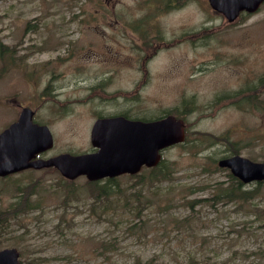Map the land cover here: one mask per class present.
<instances>
[{
  "label": "rangeland",
  "instance_id": "1",
  "mask_svg": "<svg viewBox=\"0 0 264 264\" xmlns=\"http://www.w3.org/2000/svg\"><path fill=\"white\" fill-rule=\"evenodd\" d=\"M244 16L228 24L207 0H0V73L12 71L0 77V131L32 90L33 76L18 71L31 70L39 59L11 49L12 65L5 67L2 41L146 39L163 44L148 56L151 78L136 95V114H172L183 119L187 136L162 153L169 180L142 186L122 176L110 198L81 177L69 182L74 193L64 202L65 180L54 170L0 180V210H11L18 183L28 190L34 184L39 201L10 219L0 250L16 248L22 264H264V183L243 186L249 200L228 199L224 193L237 184L216 166L232 152L264 163V4ZM121 68L130 78L136 74ZM86 96L63 91L73 105L50 121L54 113L41 107L50 104H42L32 124L71 129L72 137L56 131L53 145L70 157L89 144L91 120L81 102L93 100ZM243 97L249 99L243 106L231 104ZM207 142L215 144L207 148ZM53 149L39 159L48 161L58 153Z\"/></svg>",
  "mask_w": 264,
  "mask_h": 264
},
{
  "label": "flooded vegetation",
  "instance_id": "2",
  "mask_svg": "<svg viewBox=\"0 0 264 264\" xmlns=\"http://www.w3.org/2000/svg\"><path fill=\"white\" fill-rule=\"evenodd\" d=\"M174 0H171L173 3ZM141 40V39H137ZM24 41L22 45L15 41L17 47L9 45L8 41H2V53L4 54V66L7 67L13 61L12 55L9 54L11 49H23L31 52L32 57L37 56V64L31 70L20 69L18 72L24 74L27 78H32V90L24 97L20 112L15 121L18 119L23 108L33 111L32 121L34 120L36 109L45 103L50 105L41 106L54 113L49 117L52 121L55 119L57 112L67 111L72 103L63 98V91L69 89L83 91L87 94L86 100L98 102L95 104L91 101L81 102L88 108L87 114L91 123L87 126L85 134L89 144L82 146L76 154L93 153L97 150L92 146V139L97 138L99 130H94V122L101 118L123 117L129 121L149 122L157 120L161 116H138L136 114V95L138 91H143L148 86L151 78V72L148 70L152 52L159 47L162 42L155 41ZM122 51L127 52L128 56L122 57ZM24 62V55L18 56ZM123 65L129 73H136L131 78L124 75L121 68ZM24 64V63H23ZM21 66H24V65ZM92 68H85V67ZM142 73L145 76L141 77ZM9 74L12 71L5 68L0 73V77ZM129 78V80H127ZM0 82L2 80L0 79ZM116 83V85L114 84ZM108 86V89L106 87ZM109 93L112 97L106 96ZM7 101L15 103L14 99L7 98ZM4 103L8 104L5 102ZM109 107V108H107ZM44 124V123H41ZM46 125V124H45ZM48 126V125H47ZM50 133L53 138L59 135L74 136L71 131H56L49 125ZM89 133V136H88ZM49 151L42 152L36 156L49 157Z\"/></svg>",
  "mask_w": 264,
  "mask_h": 264
},
{
  "label": "water",
  "instance_id": "3",
  "mask_svg": "<svg viewBox=\"0 0 264 264\" xmlns=\"http://www.w3.org/2000/svg\"><path fill=\"white\" fill-rule=\"evenodd\" d=\"M264 0H209L213 9L225 15L229 22L241 11L254 12ZM25 112L23 115L25 116ZM123 118L98 120L94 129L100 131L99 142L93 144L98 151L92 154L70 157L59 155L48 161L30 159L39 151L52 146L47 128H36L30 123L18 120L0 133V175L32 166L41 168L55 166L68 179L85 174L89 179L113 177L122 172H137L142 164L156 165L160 159L159 149L184 139L182 120L167 116L161 120L136 122L135 136L123 135L118 130L125 127ZM38 131H46L37 135ZM218 166L228 167L242 182L264 179V163L252 162L239 155L222 158ZM0 264H21L15 248L0 250Z\"/></svg>",
  "mask_w": 264,
  "mask_h": 264
},
{
  "label": "trees",
  "instance_id": "4",
  "mask_svg": "<svg viewBox=\"0 0 264 264\" xmlns=\"http://www.w3.org/2000/svg\"><path fill=\"white\" fill-rule=\"evenodd\" d=\"M168 169H169V167L167 166V163L165 161H163L161 163V166L153 169L151 171V173L148 174L147 179L148 180L152 179L153 181L169 180L170 175H168V172H167ZM140 179H145V178L143 176H140ZM117 181H118V178L107 179L105 181V183L103 184V186H101V187L98 186V183L89 184L90 185L89 189H94L96 192L102 193L104 195V198L105 197L110 198L111 194H116L119 190V186L116 184ZM68 185L69 186H68L67 191L65 193V197L67 199L69 198V192L74 193V190H73L71 184H68ZM115 187H117V191H113V189ZM250 192L251 191H248V190L243 191L242 186L237 184L236 188H234V191H226L224 193V196L228 199H234L237 196H239L240 198H245V199L249 200L250 198L248 197V195L250 194ZM14 201L15 202L13 204H11V210L10 211L0 210V234H1V231H4L5 228L7 227L10 219L17 217L21 213L28 212L32 209H35V208L31 207V205L39 202L38 200L32 198V191L31 190H28L26 188L23 189V188H21V186L18 188V192L15 196ZM3 215L5 216L4 218L1 217ZM263 218H264V215H263ZM137 262H138V260L135 262V264H137ZM145 264H150V263H145Z\"/></svg>",
  "mask_w": 264,
  "mask_h": 264
}]
</instances>
